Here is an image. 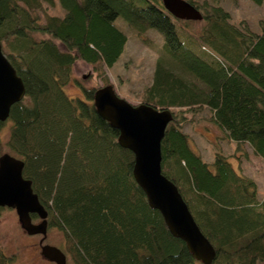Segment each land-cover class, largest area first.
Segmentation results:
<instances>
[{
	"label": "trees",
	"instance_id": "trees-1",
	"mask_svg": "<svg viewBox=\"0 0 264 264\" xmlns=\"http://www.w3.org/2000/svg\"><path fill=\"white\" fill-rule=\"evenodd\" d=\"M189 1L205 20L198 34L188 29L194 20L174 16L162 0H0V42L26 87L0 120V148L5 143L24 161L48 229L62 231V250L74 264H204L150 206L133 174L134 152L97 111L100 86H82L81 97L65 91L76 61L102 68L119 61L126 28L163 36L139 103L172 111L162 170L215 246L211 264H264L256 181L219 148L204 159L185 130L188 114L205 113L236 143V159L246 145L264 159V17L252 29L233 21L219 0ZM0 264H18L1 244Z\"/></svg>",
	"mask_w": 264,
	"mask_h": 264
},
{
	"label": "water",
	"instance_id": "water-1",
	"mask_svg": "<svg viewBox=\"0 0 264 264\" xmlns=\"http://www.w3.org/2000/svg\"><path fill=\"white\" fill-rule=\"evenodd\" d=\"M166 9L181 19L201 20V11L189 0H162ZM26 87L0 42V120H6L14 103L23 99ZM98 113L119 130V142L135 154L133 174L152 208L158 209L169 230L185 241L194 257L211 264L217 251L196 222L178 186L162 170V140L172 111L133 104L121 97L112 84L94 94ZM24 161L8 152L0 156V206L16 210L21 227L30 235L41 234V253L56 264H67L58 246L43 244L48 233V211L23 175ZM32 214L40 221L35 223Z\"/></svg>",
	"mask_w": 264,
	"mask_h": 264
},
{
	"label": "rangeland",
	"instance_id": "rangeland-1",
	"mask_svg": "<svg viewBox=\"0 0 264 264\" xmlns=\"http://www.w3.org/2000/svg\"><path fill=\"white\" fill-rule=\"evenodd\" d=\"M201 1V0H200ZM220 4L231 14L232 20L238 22L246 20L252 29H258L257 20L264 17V0L255 4L250 0H219ZM213 2V0H210ZM51 12L62 14V10L53 7ZM205 20L189 22L188 29L198 34L204 27ZM129 41L124 55L111 68L101 67L78 60L73 68V80L65 86V91L71 96H83V87H101L105 82L112 84L116 92L133 104H140L139 97L145 84L151 82L155 60L164 43L162 34L154 29L139 35L136 30L126 28ZM106 77V80H105ZM189 122L185 125L191 145L206 160L213 158L215 151L221 149L224 153L232 155L231 161L240 166L242 173L253 178L258 186L259 197L264 198V159L256 155L250 146L237 151L240 161L235 158L236 143L225 138L222 131L208 119L205 113L188 114ZM7 133L3 134V139ZM8 152L4 143L0 148V156ZM245 153V154H244ZM40 219L34 218L38 223ZM42 235L28 234L20 225L18 215L13 208L5 207L0 211V244L9 254L17 255L18 264H56L48 260L41 253L39 240ZM64 236L61 230L49 228L44 244H52L62 248ZM67 264H74L67 257Z\"/></svg>",
	"mask_w": 264,
	"mask_h": 264
},
{
	"label": "flooded vegetation",
	"instance_id": "flooded-vegetation-1",
	"mask_svg": "<svg viewBox=\"0 0 264 264\" xmlns=\"http://www.w3.org/2000/svg\"><path fill=\"white\" fill-rule=\"evenodd\" d=\"M39 244H40V246L42 245V243H41V239L39 240Z\"/></svg>",
	"mask_w": 264,
	"mask_h": 264
}]
</instances>
